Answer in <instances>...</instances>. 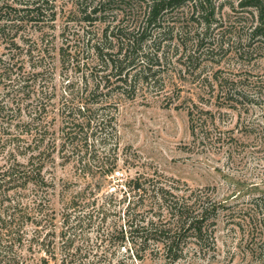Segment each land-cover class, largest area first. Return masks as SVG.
I'll use <instances>...</instances> for the list:
<instances>
[{
    "label": "trees",
    "instance_id": "trees-1",
    "mask_svg": "<svg viewBox=\"0 0 264 264\" xmlns=\"http://www.w3.org/2000/svg\"><path fill=\"white\" fill-rule=\"evenodd\" d=\"M56 2L0 0V78L16 88L15 107L0 97V264L26 263L17 250L26 245L43 253L37 264H113L112 248L125 251L118 264H213L218 223L231 204L213 201L157 171H138L118 182L119 197L101 204L88 196L87 188L71 196L59 218L52 206L55 183L45 170L56 153L83 178L94 169L114 176L121 160L138 168L136 155L120 152L116 111L118 100L139 93L156 92L170 107L189 86L199 97L216 93L222 107L248 111L260 106L264 112V71L250 79L249 93L243 81L221 69L205 70L228 56L264 65V0H74L73 14L85 27L72 38L63 37L59 61L66 71L79 73L81 81L66 84L59 131L50 120L53 91L48 87L49 93L37 94L34 101L30 91V82L51 70L44 61L53 56L52 43L43 47V32L55 27ZM228 5L232 13L224 16ZM96 24L104 27L92 33ZM28 29L43 33L41 45L30 33L24 36ZM2 48L8 49L7 61ZM22 54L31 56L28 72ZM190 99L191 105L184 100L175 108L188 110L189 129L196 135L201 115ZM262 192L250 200L251 241L259 242L250 249L256 264H264ZM91 230L108 246L85 244L82 238Z\"/></svg>",
    "mask_w": 264,
    "mask_h": 264
},
{
    "label": "rangeland",
    "instance_id": "rangeland-1",
    "mask_svg": "<svg viewBox=\"0 0 264 264\" xmlns=\"http://www.w3.org/2000/svg\"><path fill=\"white\" fill-rule=\"evenodd\" d=\"M73 1L57 0L59 15L55 27L53 30L43 32V47H45L44 42L52 43L53 58L47 57L44 61L51 70L37 82H30L32 101L42 92L43 96H46L49 93L48 87L50 91H53L52 103L55 112L50 115V120L55 119L53 129L56 131L62 127L58 110L62 105V95L66 93V84L68 81H77L78 86L81 81L79 73L74 70L66 71L59 61V49L66 45L63 42L66 38L63 37L71 34L69 37L72 38L82 26L85 27L73 14L75 12ZM228 13H232L229 5L223 10L224 16ZM67 24L69 26H66ZM65 27L68 29L65 30L64 36ZM103 27L104 25L96 24L91 31L98 33ZM28 33L33 42L41 45L43 33L28 29L24 36L28 37ZM18 42L25 50L28 49L21 38ZM1 51L6 53L4 60L7 61L8 49L2 48ZM21 59H24L26 63L24 72L30 71L31 56L22 54ZM217 69H221L235 80L243 81L250 93V79L262 74L264 65L256 61L251 64L242 63L239 59L228 56L220 66L214 68L208 64L205 68L209 73ZM9 83L0 78V97L5 98L8 106L15 107V104L12 105V97L16 95V88L10 87ZM214 95L217 96L216 93ZM214 95L210 96L211 99L207 95L200 94L199 97L196 90L187 86L181 99L176 100L170 107L166 106L165 98L157 95L156 92L144 94V96L139 93L135 99L122 98L118 100V104L117 99H113V102L117 104L120 152L125 153L128 150L129 154L136 155L139 167L130 169L121 160L120 169L114 176L108 177L94 169L89 173V178H83L72 162L65 163L56 153L54 162L47 165L45 172L47 178L55 183L52 206L59 218L63 212L64 203L86 188L88 196L91 199H97L101 204L107 197H119L117 185L125 176L135 177L138 171L150 174L157 171L164 177L178 180L181 185L186 184L191 190L202 191L213 201L231 204L232 207L222 214L223 217H220L218 223L216 233L218 259L213 264H256L250 249L259 242L251 241L254 238L250 233V200L264 191V112L260 106H257L255 110L249 108L248 111L222 107ZM191 97L201 115L198 124L200 130L196 135H192L189 129L188 110L175 108L184 100L191 105ZM260 101L264 103V99ZM248 105L250 107L249 103ZM256 134L259 135L257 138H255ZM123 165L129 170L126 167L122 169ZM258 217L260 220L261 216ZM82 239H85V244L96 245L97 248L100 244L102 247L108 246L107 243L101 242V238L94 230L88 232V235L86 234ZM104 249L102 248L98 253L102 254ZM17 250L26 257L24 264H37L38 258L43 255L37 252L36 248L31 251L28 245L24 248L18 247ZM94 251L96 252L97 249L95 248ZM120 252L125 251L117 248H112L110 251V257L114 258L113 264H118V260H121ZM200 263L207 264L208 261ZM145 264H161V262L148 261ZM177 264H189V262L182 261Z\"/></svg>",
    "mask_w": 264,
    "mask_h": 264
}]
</instances>
